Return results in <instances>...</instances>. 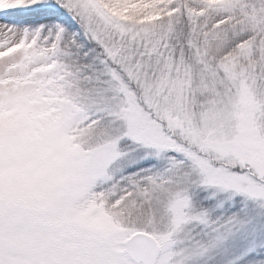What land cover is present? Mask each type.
<instances>
[{
  "label": "snow or ice",
  "instance_id": "6c2138e0",
  "mask_svg": "<svg viewBox=\"0 0 264 264\" xmlns=\"http://www.w3.org/2000/svg\"><path fill=\"white\" fill-rule=\"evenodd\" d=\"M0 264H264V0H0Z\"/></svg>",
  "mask_w": 264,
  "mask_h": 264
}]
</instances>
